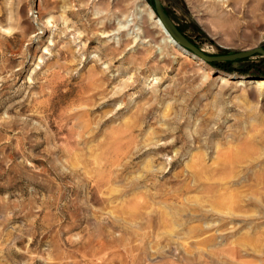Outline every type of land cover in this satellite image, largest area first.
Masks as SVG:
<instances>
[{
	"label": "rangeland",
	"instance_id": "374dc122",
	"mask_svg": "<svg viewBox=\"0 0 264 264\" xmlns=\"http://www.w3.org/2000/svg\"><path fill=\"white\" fill-rule=\"evenodd\" d=\"M65 2L0 0V264H264V55L194 60L152 0ZM161 2L206 54L264 48V0ZM142 9L156 43L124 39ZM248 137L228 176L245 208L207 211L195 157Z\"/></svg>",
	"mask_w": 264,
	"mask_h": 264
},
{
	"label": "bare ground",
	"instance_id": "6f19581e",
	"mask_svg": "<svg viewBox=\"0 0 264 264\" xmlns=\"http://www.w3.org/2000/svg\"><path fill=\"white\" fill-rule=\"evenodd\" d=\"M61 1L63 2V4L61 5L60 11L64 13L66 11L68 5L66 4L65 0H61ZM150 11H146L145 9H142L139 12H137L136 18L138 19V22L140 25L138 28V35H137V37H134V39H133V37H132L133 33L130 31L124 35L125 36L124 39H127V40L131 39L134 41V43H136L138 41L137 40L138 37L140 38L142 35L144 37H147L150 42L156 43V40L154 38L153 31L151 30V27L150 26L145 27V25H148V21L151 20L154 16L153 13H151ZM102 14H104L103 11H97L95 15L97 17H100V16H102ZM129 18H130V16L124 15L122 19L115 21L116 25H117V32H122L123 30L125 31L130 26V19ZM52 22H54L52 20V18L47 19V24L49 26L51 25ZM158 27L162 31L164 38L168 37V34L165 32L162 24H160V20L158 21ZM13 30L14 29L6 28L4 33L9 35V33L11 34ZM164 40H161L159 43H157V44H159L158 47H160L162 50L165 49L163 47ZM171 43L173 44V46L177 47V45L175 44L174 41H172ZM193 59L197 60L198 58L194 55ZM242 84L243 83H241L239 85H242ZM67 94H69V93H67ZM248 138L249 139L247 142L241 143L243 148H241L239 146H237V147L229 146L228 152H226L225 154L220 153L218 155V158L214 159L215 162L212 165H210L209 167H207V165H204V163H205L204 161H206L205 153H202V154L197 155L195 157V162L193 164V167H195V168L198 167L202 170L201 172L199 171L198 173H196V175L199 178L198 184H202L201 181H204V183L206 182V184H207V188L202 191V193L207 194V197L209 198L208 203H210L209 205L211 206V209L210 210L206 209L207 211H211V212L217 213V214H223L224 213L225 214L224 217H227V216L230 217V216H235L237 213H239V211H241L242 209L245 208L241 204L244 203L245 199L249 198V196L248 195L243 196L242 194L238 193L239 191L235 192L233 195L230 194L229 190L234 191L235 190L234 187H237L238 184L236 181L231 182L230 179L228 178V176L230 174H232L233 171L237 167L244 165L248 161H249L248 163H251L255 159L254 155H252V153L254 151L253 149L255 148V144L251 140L252 137H248ZM220 150L221 149H220L219 145L217 144L215 151L218 153V152H220ZM212 174H214L215 176ZM257 177L259 178L258 184L259 185L264 184V175L261 177H259V176H257ZM223 184H225V185H223ZM191 187H192L191 184L182 185V191L186 190V189H190ZM262 189L264 191V187ZM200 198H201V196H200ZM250 199H255V197L252 195V197H250ZM250 199H248V200H250ZM257 200L260 204H262L264 206V193L261 194ZM192 202L194 204L185 205V206H188V210L189 209L194 210V208L198 206V199H196ZM224 210H226L227 212H224ZM159 215H161V216H159V219H161V223L165 224L166 227H170V228L173 227L174 222H172V217H173L172 215L167 214V213H164V214L162 213ZM220 219L223 220V217H220ZM204 231L205 230L203 228H200L199 230H197V229L194 230V232H204Z\"/></svg>",
	"mask_w": 264,
	"mask_h": 264
},
{
	"label": "water",
	"instance_id": "95a60500",
	"mask_svg": "<svg viewBox=\"0 0 264 264\" xmlns=\"http://www.w3.org/2000/svg\"><path fill=\"white\" fill-rule=\"evenodd\" d=\"M152 2H154L153 11L155 15L160 18L164 29L166 30V32L169 33V35L171 36L172 40L175 42L177 47L183 49L185 53L190 52L194 54L198 59L207 62L232 61L235 59L247 58L254 54L264 55V48H260V47L242 50L238 52H232L230 54H217V55L206 54L198 46H195L189 40V38L185 36L182 31L179 30L176 23L172 20L171 17L168 16L161 0H152Z\"/></svg>",
	"mask_w": 264,
	"mask_h": 264
}]
</instances>
